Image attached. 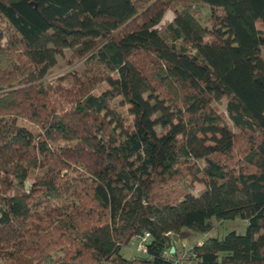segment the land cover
I'll list each match as a JSON object with an SVG mask.
<instances>
[{"label":"trees","instance_id":"trees-1","mask_svg":"<svg viewBox=\"0 0 264 264\" xmlns=\"http://www.w3.org/2000/svg\"><path fill=\"white\" fill-rule=\"evenodd\" d=\"M263 54L264 0H0V264H171L239 219L194 264H264Z\"/></svg>","mask_w":264,"mask_h":264},{"label":"rangeland","instance_id":"rangeland-1","mask_svg":"<svg viewBox=\"0 0 264 264\" xmlns=\"http://www.w3.org/2000/svg\"><path fill=\"white\" fill-rule=\"evenodd\" d=\"M196 10H199L200 14H199V18L201 21V24L205 27L210 28V24H209V19L211 16L210 13V9L209 8H201L200 6H196L195 7ZM222 11L219 10L218 14H221ZM174 18V14L172 12H169L166 17L164 22L168 23L171 22ZM264 57V54H263ZM85 65V60H81L80 58H75L72 57V51L68 50L65 53V56L59 59V64L57 67H55L52 70V74L49 76L48 79H53V78H59L63 75H65L66 73H72V72H76L77 70H80L83 68V66ZM102 89H109V85L107 83H104L101 86ZM226 104L227 101L224 100L222 102L221 105L217 104V108L220 110V112L225 113L226 110ZM113 107L115 109V112L117 114V118L119 120V122L121 123V125L130 133L133 132V128H132V124L134 121V117L131 116L129 114V107L128 106H121L120 100H117L113 103ZM25 126H28L31 130H33L34 132L36 131L35 128L28 124L25 123ZM201 165H203V163H200ZM32 183V182H30ZM178 187L182 186L181 183H177L176 184ZM204 191V186L200 185V184H196V193L201 194ZM247 222H244L242 220H232V221H225L223 223L218 224V226L212 231L210 232L208 235H200L198 236L196 239L191 240V241H185L184 244L186 245V248H184L183 250L186 249H190L189 246L193 245L195 242H197V240H201V239H206V238H218V239H222L224 238L227 234L231 233V232H236L238 234H245L246 233V229H247ZM137 243H135L134 245L131 244L130 247L126 248L123 250V255L125 258L127 259H132L134 257L137 256ZM136 250V251H135ZM170 254L173 255L170 251ZM176 256V255H175ZM175 256L173 255V259L175 258Z\"/></svg>","mask_w":264,"mask_h":264},{"label":"built area","instance_id":"built-area-1","mask_svg":"<svg viewBox=\"0 0 264 264\" xmlns=\"http://www.w3.org/2000/svg\"><path fill=\"white\" fill-rule=\"evenodd\" d=\"M150 239H151L150 233H145L143 236H141L137 241V244H138L137 251L143 254L147 253ZM196 260H197V257L192 252V249H186V250L180 251L175 256L171 264H194Z\"/></svg>","mask_w":264,"mask_h":264},{"label":"water","instance_id":"water-1","mask_svg":"<svg viewBox=\"0 0 264 264\" xmlns=\"http://www.w3.org/2000/svg\"><path fill=\"white\" fill-rule=\"evenodd\" d=\"M26 188L29 190L30 189V186L28 184H26ZM173 239H174L175 243H178L179 242L178 236H173ZM175 251H176V248H175V246H173L171 248V253L174 254Z\"/></svg>","mask_w":264,"mask_h":264},{"label":"crops","instance_id":"crops-1","mask_svg":"<svg viewBox=\"0 0 264 264\" xmlns=\"http://www.w3.org/2000/svg\"><path fill=\"white\" fill-rule=\"evenodd\" d=\"M202 242H203V239H201V240H199V244H202ZM191 246V245H190ZM189 246V247H190ZM184 248H186V245L184 244V243H182V244H178V249H179V251H181V250H183Z\"/></svg>","mask_w":264,"mask_h":264}]
</instances>
